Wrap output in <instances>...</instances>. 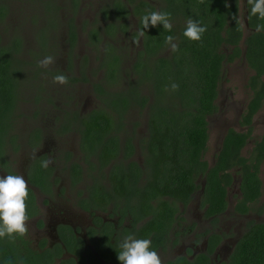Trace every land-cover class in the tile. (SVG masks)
I'll use <instances>...</instances> for the list:
<instances>
[{"label": "flooded vegetation", "instance_id": "obj_1", "mask_svg": "<svg viewBox=\"0 0 264 264\" xmlns=\"http://www.w3.org/2000/svg\"><path fill=\"white\" fill-rule=\"evenodd\" d=\"M137 1L99 0L87 7L85 0H67L62 7L59 0H26L28 12L20 13L0 0V92L11 94L4 118L8 167L0 164V176L24 177L27 224L37 228L30 237L0 238V261L120 264L119 245L131 235L149 239L162 264H222L242 234L228 235L231 222L223 219L245 214L233 210L238 187L233 201L227 187L223 211L208 214L201 173H194L185 194L156 193L148 207L140 201L141 192L164 182L169 160L149 150L148 102L119 101L120 91L139 85L133 65L143 48ZM8 18L16 21L9 31L21 27L20 18L34 28L8 38L2 24ZM47 56L54 63L39 66ZM60 74L66 84L53 82ZM18 147L26 154L13 171L9 152ZM45 160L51 161L47 168Z\"/></svg>", "mask_w": 264, "mask_h": 264}, {"label": "trees", "instance_id": "obj_2", "mask_svg": "<svg viewBox=\"0 0 264 264\" xmlns=\"http://www.w3.org/2000/svg\"><path fill=\"white\" fill-rule=\"evenodd\" d=\"M133 7L140 15L138 25L144 32L143 48L133 64L139 74V85L128 94L120 91L119 101L148 102L149 150L161 153L156 157L169 160L163 165L168 169L164 182L141 192V203L151 206L149 199L156 193L185 194L194 185V173H201L205 177L207 213H218L226 208L227 187L237 175L239 194H236L233 210L264 212V202L258 203L261 170L264 175V132L255 138L252 136L254 115L264 103V31H256V26L264 25V20L249 16L247 0H244L243 12L240 0H156V3L138 0ZM155 11L169 14L171 31L163 29V25L143 28L142 17ZM188 19L206 27L199 41L183 35ZM167 36L174 37L177 51H171L166 44ZM166 48L169 51L162 54ZM144 54L146 57H142ZM239 57H243L252 70L246 80L250 94L239 117L245 129L228 127L213 162L209 163L203 158L208 139L207 117L218 108L216 97L224 62ZM0 82L2 87L3 82ZM173 83L178 89H171ZM8 95L11 94L0 92V164L3 166H6L3 152L7 130L4 118L11 104ZM252 138L250 149L244 153L243 148ZM153 211L161 214L157 209ZM157 222L163 225V220ZM7 259L3 257L0 263L8 264ZM199 264H203V260ZM222 264H264V220L246 223L227 261Z\"/></svg>", "mask_w": 264, "mask_h": 264}, {"label": "rangeland", "instance_id": "obj_3", "mask_svg": "<svg viewBox=\"0 0 264 264\" xmlns=\"http://www.w3.org/2000/svg\"><path fill=\"white\" fill-rule=\"evenodd\" d=\"M98 1L99 0H85L84 6L87 7L96 6ZM10 2L13 10L12 12H16V11H19L20 13L22 11L23 13L25 11L28 12L27 10L28 5L26 3V0H10ZM59 2L62 7L68 6L67 0H59ZM32 4L35 5L36 4L35 1L34 2L32 1ZM240 8L243 12L244 0H240ZM12 17H15V14H13ZM15 22L16 21L12 18H8V20H4L2 22V24L5 25V30L8 31V38L11 37L12 35H15L17 31L21 32V30H23V35H25L26 31L24 30L34 28V26L27 27L26 25H24L26 23V20L20 18L19 24L21 25V27L16 26L12 31H9V28H12V24ZM54 22L55 21L53 20L52 14L51 13L48 14L49 25L52 26ZM243 23L245 26V33H247L248 31L247 25L245 21ZM19 35H21V33H19ZM168 51L169 48H166L165 50H163L162 54L167 53ZM251 71L252 70L247 65L243 57L236 58L234 61L231 62H224L223 64V73L218 84V92L216 97V103L218 108L214 113L208 115L207 117L208 139H207L206 149L203 153V157L208 162H212L214 154L221 143L222 136L228 127H234L236 129H245V126L239 123V117H240V113L242 112V110L246 105V102L250 94L249 88L246 85V80L248 75L251 73ZM146 91L148 92V89ZM139 115L140 114L138 112L137 118H139ZM252 126H253L252 129L253 138L260 136L261 133L264 132V103L262 107L255 113ZM253 138L246 143L245 147L243 148L244 153H246L247 150L250 149ZM9 154L11 159V163L9 167L13 171L19 170L22 167L23 159L26 152L22 147L20 148L18 147L17 149H14L11 152H9ZM6 167H8V163L6 164ZM260 177L262 180V186H261V194L259 196L258 203L264 202V175L262 170L260 171ZM237 178H238L237 175H234L233 182L228 187V195L231 196L232 198L231 201H233L234 194L237 193ZM51 214L52 212L49 210L44 211V215L46 216H51ZM223 219L226 222H231L227 234L234 236L236 233V229L239 231H243L245 229L246 223L249 220H256V221L264 220V212H256L254 210H250L245 214H239V215L231 212V214L228 213L225 214L223 216ZM221 227L223 229L226 228L224 224H222ZM27 228H28L27 233L29 237L34 231L37 230V228L32 226L31 224H27Z\"/></svg>", "mask_w": 264, "mask_h": 264}, {"label": "clouds", "instance_id": "obj_4", "mask_svg": "<svg viewBox=\"0 0 264 264\" xmlns=\"http://www.w3.org/2000/svg\"><path fill=\"white\" fill-rule=\"evenodd\" d=\"M247 3L250 5L249 16H257L259 19L264 20V0H247ZM226 6L228 5L226 4ZM142 24L144 29L159 25H163V29L168 31L172 29L169 14L159 11L143 16ZM206 30V27L201 26L197 21L188 19L183 35L190 40L199 41ZM256 31H264V25H257ZM143 35V31L138 32L139 37ZM165 42L170 46L171 51L178 50L173 36H167ZM53 63L54 58L47 56L39 62V66L48 67ZM53 82L63 85L68 80L65 75L60 74L53 77ZM171 89H178V85L173 83ZM50 162L48 160L42 161L41 166L47 168ZM27 198L28 184L22 175L0 176V238L6 235L8 237L14 235L24 236L28 232ZM119 247L120 251L117 259L120 264H162L159 254L151 250L149 239H136L130 235L123 239Z\"/></svg>", "mask_w": 264, "mask_h": 264}]
</instances>
